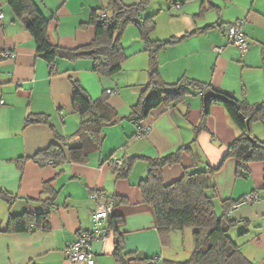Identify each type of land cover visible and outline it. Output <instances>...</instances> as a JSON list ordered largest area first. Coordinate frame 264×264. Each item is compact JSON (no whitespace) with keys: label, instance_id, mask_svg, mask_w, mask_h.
<instances>
[{"label":"crops","instance_id":"1","mask_svg":"<svg viewBox=\"0 0 264 264\" xmlns=\"http://www.w3.org/2000/svg\"><path fill=\"white\" fill-rule=\"evenodd\" d=\"M33 1L50 21L49 39L64 47L90 42L91 13L104 4V0ZM121 1L132 4L137 0ZM152 1L142 13L154 18L150 39L179 38L157 52V73L162 81L173 83L187 76L249 103L264 100V0H176L173 6L167 0H157L155 4ZM0 12V91L4 100L0 105V190L17 197L11 205L0 200V264H84L69 261L64 246L92 228V213L108 196L119 198L112 216H118L120 221L109 230L105 242L93 240L95 264H149L152 258H159L162 264L189 260L193 243L181 252L176 231L160 232L152 207L142 201L138 183L146 175L147 164L139 156L154 157L192 142L194 126L202 124L193 143L197 160L192 162L190 155L183 154L180 164L164 167V183L179 179L184 168L193 171L218 166L227 146L240 133L222 104L211 102L204 118L200 93L187 96L186 116V105L173 108L161 104L142 121L150 125L149 130L139 134V128L124 118L149 81V53L138 31L123 29L120 41L126 59L121 70L112 76L97 74L89 58L57 59L56 72L51 73L48 63L37 56L36 43L23 18L13 13L8 0H0ZM236 21H242L245 53L226 37L228 25ZM125 33L134 36L132 44L124 43ZM218 46L223 47L220 52L214 49ZM6 50L13 57H5ZM71 79L78 80L93 99L107 94L109 105L121 119L104 128L101 149L91 152L86 164L65 161L58 166H41L33 157L52 142H58L63 150L80 143L78 137H73L80 116L72 106ZM107 90L113 92L109 94ZM29 114L46 115L48 123L25 125ZM251 133L264 139V120L251 125ZM56 136L69 140L63 143ZM132 155L138 157L128 175L117 177L112 159ZM235 165L236 160L228 157L214 172V202L221 205L222 212L223 201L256 192L258 202L235 208L230 217L236 220L239 236L254 228L257 235L253 241L264 243L263 163L250 162L245 176H236ZM45 182L55 192L49 207L48 230L7 232L11 217L42 211L43 200L50 195L42 191ZM104 226L107 227V220ZM230 237L249 259L248 251L241 248L237 238ZM117 240L120 257L115 254ZM260 258L264 264V256Z\"/></svg>","mask_w":264,"mask_h":264},{"label":"trees","instance_id":"2","mask_svg":"<svg viewBox=\"0 0 264 264\" xmlns=\"http://www.w3.org/2000/svg\"><path fill=\"white\" fill-rule=\"evenodd\" d=\"M151 0H137L132 4H124L121 0H104V4L91 13L90 24L93 27V38L85 45L64 47L53 43L47 34L49 19L43 15L38 5L33 0H8V5L16 16L22 17L25 26L36 43V54L45 60L50 72L55 73V61L65 59L69 61L89 58L93 62V70L101 76H112L121 70L126 59L120 36L123 29L133 24L149 53L148 77L144 92L138 102L131 107L124 118L134 123L138 128L144 125L152 109L161 104L177 108L186 105L184 115L189 107L186 98L189 94L200 93L203 95L208 90H215L225 99H208L203 108L204 118L211 102L222 104L231 121L239 129V135L227 146L221 163L203 170L189 171L183 169L182 176L170 183H164L163 169L167 166L180 164L183 154H188L192 162L197 160L193 147L195 136L204 127L202 124L194 126V140L180 145L176 149L154 157L139 156L146 160V175L140 179L138 187L142 201L149 204L154 212L157 229L160 232L192 228L193 250L189 260L184 262L165 261L166 264H254L241 252L239 245L230 237L229 231L236 220L228 215L230 207L239 199L222 202V212L217 215L214 211V198L216 186L212 181L214 172L221 167L224 159L232 157L236 160V176H245L247 165L252 161L263 163L264 173V139L259 140L251 133L253 122L264 120V100L249 103L245 99H238L231 92L213 89L208 82L183 76L173 83H166L158 77L156 55L167 44L179 38L171 37L166 40H152L150 33L154 29L152 15L143 16L145 7ZM171 6L176 5V0H167ZM246 40V39H245ZM233 44V43H232ZM264 63V49L262 53ZM74 90L72 98L73 109L80 116L79 126L73 137L79 138V145L63 150L58 142H52L47 148L38 152L33 159L39 165L51 163L58 166L65 161L86 164L91 152L101 149L104 140V128L111 126L121 117L108 103V95L93 99L82 88L78 80L71 79ZM146 92V94H145ZM32 123H48V117L42 114H29L25 118V125ZM146 133V132H145ZM58 136H56V139ZM59 139V138H58ZM63 143L66 139H59ZM138 156L132 155L122 158L119 165L112 168L117 177L128 175L132 164ZM42 191L50 195L43 200V209L39 212H24L11 217L6 227L7 232H28L34 229L48 230L49 207L55 198L48 182L43 183ZM115 203L119 198L110 197ZM17 197L6 190H0V200L8 205ZM121 201V200H120ZM120 218L112 216L107 219V233L116 228ZM120 241L117 240L115 254L120 257ZM153 259V258H152ZM149 264H151V260ZM162 264V263H161Z\"/></svg>","mask_w":264,"mask_h":264},{"label":"built area","instance_id":"3","mask_svg":"<svg viewBox=\"0 0 264 264\" xmlns=\"http://www.w3.org/2000/svg\"><path fill=\"white\" fill-rule=\"evenodd\" d=\"M2 13L0 12V18ZM242 21H236L230 23L226 30V37L230 43L236 45L241 53H245L247 50V43L245 40V35L241 29ZM222 46L215 47L214 49L217 52L222 50ZM5 57H13V53L10 51H5L3 53ZM112 90H107V93H112ZM4 103V100L1 96L0 91V105ZM150 125L146 124L139 128L138 133L143 134L149 130ZM122 162V158H113V165H119ZM95 199L96 194L92 195ZM260 200L259 195L256 192H251L244 194L236 203H234L228 210V215L232 213L235 208H238L241 205L252 204L253 202H258ZM115 205V202L111 198H107L103 204L97 206V208L92 213V228L89 231H83L79 233L76 238L70 242H66L64 246L65 257L73 263H84V264H95L93 251H92V242L95 239H98L102 242H105L107 238L106 227L104 222L108 219V216L111 214L112 209ZM151 264H161L159 258H153Z\"/></svg>","mask_w":264,"mask_h":264},{"label":"rangeland","instance_id":"4","mask_svg":"<svg viewBox=\"0 0 264 264\" xmlns=\"http://www.w3.org/2000/svg\"><path fill=\"white\" fill-rule=\"evenodd\" d=\"M159 1H161V0H159ZM156 2H157V0H153L152 4H155ZM173 9L175 10V7H173ZM144 13L145 12L143 11V14ZM130 28L132 30H134L135 32L137 31L136 27L134 25H132L131 23H129L126 26V30H128ZM125 32L127 33V31H125ZM126 33H125L123 41H124L125 44L129 45L131 43V41L133 43L134 36L133 35L127 36ZM138 39H139V37H138ZM254 123L262 124L261 121H258V122H253L252 126H253ZM212 181H214V179H212ZM214 203H215L214 210H215L216 214L219 215L221 213V205L218 204L216 201ZM239 230H240L239 227H236V226L232 227L230 235L232 237H236L237 238L238 243L241 245V248L244 249V251H246V252L248 251L247 253H248L249 259H251L255 264H262L260 257L264 256V243H262V242L258 243L256 241H253V238L257 235L256 234L257 230H255L254 228H250V232L248 234L247 233L246 234H241L240 236L238 234ZM192 231H193L192 228L187 227V228H184L183 230H179V231L175 232V234H176L175 236H177V244H178V246L181 247V250H182L181 252H183V250L186 249L187 244L188 245L189 244L192 245V243H193V241H192ZM263 260H264V258H263Z\"/></svg>","mask_w":264,"mask_h":264},{"label":"water","instance_id":"5","mask_svg":"<svg viewBox=\"0 0 264 264\" xmlns=\"http://www.w3.org/2000/svg\"><path fill=\"white\" fill-rule=\"evenodd\" d=\"M202 99H203V108H205L206 107V102H207L208 99L223 100V99H225V97L222 94H220V93L216 92L215 90L211 89V90H208L205 93H203Z\"/></svg>","mask_w":264,"mask_h":264}]
</instances>
